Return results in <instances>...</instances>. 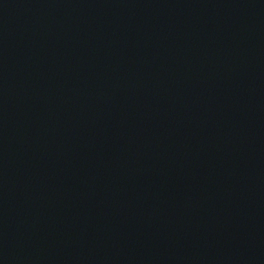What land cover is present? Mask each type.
<instances>
[{
    "label": "water",
    "instance_id": "obj_1",
    "mask_svg": "<svg viewBox=\"0 0 264 264\" xmlns=\"http://www.w3.org/2000/svg\"><path fill=\"white\" fill-rule=\"evenodd\" d=\"M0 264H264V0H0Z\"/></svg>",
    "mask_w": 264,
    "mask_h": 264
}]
</instances>
